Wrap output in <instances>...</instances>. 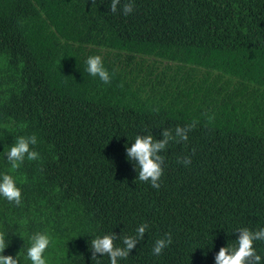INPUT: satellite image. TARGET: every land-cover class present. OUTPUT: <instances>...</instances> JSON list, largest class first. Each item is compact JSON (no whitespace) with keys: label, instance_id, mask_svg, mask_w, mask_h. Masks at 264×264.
I'll return each mask as SVG.
<instances>
[{"label":"trees","instance_id":"obj_1","mask_svg":"<svg viewBox=\"0 0 264 264\" xmlns=\"http://www.w3.org/2000/svg\"><path fill=\"white\" fill-rule=\"evenodd\" d=\"M125 2L0 0V174L19 136L40 154L11 173L20 205L0 196L2 255L19 264L37 232L52 237L47 264H97L96 236L123 246L142 223L118 264H215L237 229L264 227V0H134L127 16ZM92 55L110 83L86 71ZM193 121L161 153L160 187L140 181L126 147Z\"/></svg>","mask_w":264,"mask_h":264},{"label":"clouds","instance_id":"obj_2","mask_svg":"<svg viewBox=\"0 0 264 264\" xmlns=\"http://www.w3.org/2000/svg\"><path fill=\"white\" fill-rule=\"evenodd\" d=\"M121 0H111L110 11L117 12L118 5ZM134 0H126L122 5V12L125 16L134 11ZM86 71L93 77H98L105 84L110 83L111 77L105 68L103 60L99 55H92L85 61ZM158 111V109H154ZM212 117H209L211 120ZM197 121H193L183 127L176 126L173 128H164L160 135L162 139H156L152 132L149 131L143 135L138 134L130 147H126V157L128 161L134 163L135 169L138 171V179L142 182H149L154 188L160 187V178L163 175L164 156L161 155L171 143L187 142L188 133L195 127ZM37 144L35 134L30 136H19L16 142L6 152L7 161L10 164V170L0 174V196L6 198L9 202L15 203L17 206L21 203V189L17 187L16 179L11 174L18 170L27 158L28 161L40 159V154L33 149L32 146ZM178 163L188 166L191 163L189 156L178 158ZM149 225L147 223L140 224L135 235H126L122 238L123 246H118L115 242L121 239L120 235L110 232L103 236H96L91 241L92 260L97 259V254L101 257L107 255L110 264H118L121 259H126L131 250L144 238ZM238 232V238L235 245L220 247L215 255V264H260L261 256L257 254L253 244L254 241H264V227L259 230H250L247 227H241ZM52 237L47 232H37L30 237V247L27 249V259L31 264H47L44 253L48 249ZM172 243L170 233H165L164 237L155 241L152 252L159 256L162 251ZM8 246L6 241V233L0 231V264H19V259L11 255H2Z\"/></svg>","mask_w":264,"mask_h":264}]
</instances>
